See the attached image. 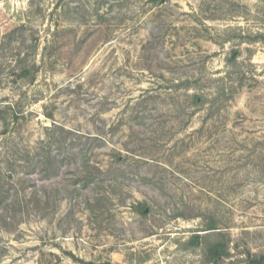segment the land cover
<instances>
[{"label":"rangeland","instance_id":"1","mask_svg":"<svg viewBox=\"0 0 264 264\" xmlns=\"http://www.w3.org/2000/svg\"><path fill=\"white\" fill-rule=\"evenodd\" d=\"M254 260L264 0H0V264Z\"/></svg>","mask_w":264,"mask_h":264},{"label":"trees","instance_id":"2","mask_svg":"<svg viewBox=\"0 0 264 264\" xmlns=\"http://www.w3.org/2000/svg\"><path fill=\"white\" fill-rule=\"evenodd\" d=\"M23 74H25L24 71H23ZM37 164L40 167V171L41 172L43 170L44 171H48V172H50V170H51V172H52V171H55L56 168H58V161L55 160V157H50V155H48L47 157H41V158L39 157L37 159ZM54 175H56V174L54 173ZM3 200L7 201L6 198L3 199ZM37 203H39V202H37ZM19 204L20 203H18V201H16V200L14 201V205H19ZM37 207H40V206H37ZM214 253L215 254H219V251H218L217 247L214 249ZM252 263L253 264H264V263H262L259 260H254V261H252Z\"/></svg>","mask_w":264,"mask_h":264}]
</instances>
